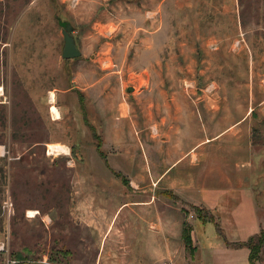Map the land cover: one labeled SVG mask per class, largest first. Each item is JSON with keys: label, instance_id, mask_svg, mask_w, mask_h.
Returning <instances> with one entry per match:
<instances>
[{"label": "rangeland", "instance_id": "1", "mask_svg": "<svg viewBox=\"0 0 264 264\" xmlns=\"http://www.w3.org/2000/svg\"><path fill=\"white\" fill-rule=\"evenodd\" d=\"M0 90V264H229L264 231L174 192L264 151V0H0Z\"/></svg>", "mask_w": 264, "mask_h": 264}, {"label": "crops", "instance_id": "2", "mask_svg": "<svg viewBox=\"0 0 264 264\" xmlns=\"http://www.w3.org/2000/svg\"><path fill=\"white\" fill-rule=\"evenodd\" d=\"M229 134H231V130L227 129V137L230 136ZM249 145L243 144L242 146V144H240V147L238 148L235 143H233V140L227 139V178L220 177L223 185H227V189H215L214 187L205 189L203 184H201V182L199 181L192 182L190 188L188 189H174V192L180 197V199L192 204L203 205L206 209L211 210L213 215L216 217L219 225L221 226V229L224 231L225 236L227 237V242H243L245 238L242 237L240 240L231 239L228 235H226L227 233L224 230L222 224L223 222L216 213V205H211V203L208 202L207 198L209 197H211V199L213 200L214 198L220 199L223 197H227V195H230L231 197L238 196L239 202L236 203L237 207L234 211L237 216L242 217L241 214L244 213L242 209L247 210V208H244V205H247L248 209H250L251 211L250 216L253 217V227L264 225V189H260V192L263 194V197H261L258 195L259 191L257 190L259 189L249 188L253 184H257L258 181L262 178L260 177V175L263 172L264 151L263 147L260 146L261 149L257 150V153L254 152L253 154V145ZM242 151L245 153L249 152V158L248 156L247 158H238L237 153ZM254 168H256V170H254ZM259 184L262 183L259 181ZM254 194L256 196H254ZM241 197L243 199H240ZM226 208L228 210L229 206L226 205ZM243 236H246V234H244ZM252 236H255V233ZM219 248H222V251L227 252V255H230L229 258H232L229 264H248V252L245 247L230 248L226 247L223 244ZM219 248H217L218 250L216 249L215 251L210 252V254H213L212 256L214 260V255H216L220 251ZM200 264L211 263L205 261L204 263Z\"/></svg>", "mask_w": 264, "mask_h": 264}, {"label": "water", "instance_id": "3", "mask_svg": "<svg viewBox=\"0 0 264 264\" xmlns=\"http://www.w3.org/2000/svg\"><path fill=\"white\" fill-rule=\"evenodd\" d=\"M58 26L61 28V34L63 37V47L61 50V58L63 60H72L77 59L81 56V52L79 51L75 39L71 35L72 26L69 22L61 21L59 18H56ZM127 91H131L128 89Z\"/></svg>", "mask_w": 264, "mask_h": 264}, {"label": "trees", "instance_id": "4", "mask_svg": "<svg viewBox=\"0 0 264 264\" xmlns=\"http://www.w3.org/2000/svg\"><path fill=\"white\" fill-rule=\"evenodd\" d=\"M264 245V231L249 239L245 247L249 250L248 264H254L258 260V255Z\"/></svg>", "mask_w": 264, "mask_h": 264}, {"label": "bare ground", "instance_id": "5", "mask_svg": "<svg viewBox=\"0 0 264 264\" xmlns=\"http://www.w3.org/2000/svg\"><path fill=\"white\" fill-rule=\"evenodd\" d=\"M0 92H1V90H0ZM50 111H51V114L53 117H55V118L58 117V112H57L55 107H51ZM66 150H67L66 148H64L63 146H60V145H49V149H48V151L51 153H58L59 152L60 154L66 153ZM35 214L36 213H34V212H29L28 216L33 218L35 216Z\"/></svg>", "mask_w": 264, "mask_h": 264}, {"label": "built area", "instance_id": "6", "mask_svg": "<svg viewBox=\"0 0 264 264\" xmlns=\"http://www.w3.org/2000/svg\"><path fill=\"white\" fill-rule=\"evenodd\" d=\"M0 154H4V150L3 149L0 151Z\"/></svg>", "mask_w": 264, "mask_h": 264}]
</instances>
